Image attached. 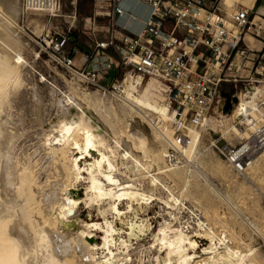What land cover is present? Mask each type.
Segmentation results:
<instances>
[{"label": "bare ground", "instance_id": "obj_1", "mask_svg": "<svg viewBox=\"0 0 264 264\" xmlns=\"http://www.w3.org/2000/svg\"><path fill=\"white\" fill-rule=\"evenodd\" d=\"M6 1H0V264H133L137 250L140 255L154 251L151 264L264 263L258 247L244 250L235 245L233 235L230 237L227 230L218 233L209 223L207 211L185 202L192 198L208 205L212 193L231 200L202 163L189 160L195 153L200 158L202 152L197 150L203 134L213 129L209 127L211 115L220 122L222 111L219 116H207L200 129L192 130L195 139L187 150L189 158L184 156V162L169 165L165 146L157 151L150 149L144 135L131 134L128 121L125 129L119 128L128 114L150 120V112L173 113L174 102L162 79L153 76L146 80L128 72L116 85L118 92H112L114 102L107 94L80 96L76 91L71 93L70 87L51 89L52 109L45 106L44 113L39 91L32 88L36 102L29 126L34 132H30L25 118L9 111L11 96L23 85L20 65L23 48L28 45L20 35L19 23L30 13L24 10L23 0ZM238 2L222 1L227 7L231 3L255 5V13L264 12V0ZM61 6L62 0H56L53 18L61 16ZM114 31L115 26L110 40L98 44L104 49L116 48ZM158 83L168 101L152 102L142 96L144 86L162 93ZM232 102L238 103L235 120L248 121L250 115L264 110V86H247L241 95L231 98ZM54 108L56 118L48 122ZM152 129L160 141L170 143L176 135L175 129L163 128L162 124ZM230 129L223 132L225 137ZM238 135L245 139L250 132ZM254 158L248 171L264 160V149ZM167 178L179 187L169 185ZM146 179L151 187L148 191L137 184ZM199 179L209 190L201 189ZM80 187L84 188L83 196ZM160 187L167 191L164 198L156 195ZM155 200L165 205L162 208L166 213L160 214L162 221L153 229L144 213ZM82 209H96L103 221L84 220ZM250 221L264 235V227ZM149 237L152 243L142 248L140 242ZM200 237L207 240L206 246L200 244ZM139 256L137 261L144 264Z\"/></svg>", "mask_w": 264, "mask_h": 264}, {"label": "built area", "instance_id": "obj_2", "mask_svg": "<svg viewBox=\"0 0 264 264\" xmlns=\"http://www.w3.org/2000/svg\"><path fill=\"white\" fill-rule=\"evenodd\" d=\"M142 1L149 5L150 13L141 33L134 34L118 26V18L129 14L123 0H107V16L115 26L112 40L118 41L113 48L117 68L111 60L99 61L94 69L81 66L72 54L75 48L70 44V33L47 36L49 42H43L57 67L86 88L108 94L118 92L117 78L105 83L106 75L115 69L124 75L129 72L144 78H161L174 102L173 119L162 122L166 128L168 124L176 128L174 140L166 149L167 164L173 165L185 161L181 147L190 144V132L201 128L207 116H219L226 100L223 85L237 88L241 83H264V14L256 15L255 5L243 4L229 13L223 0ZM55 2L23 0V7L30 14L51 15ZM116 27L122 30L120 37L115 35ZM247 36L261 47H252ZM96 48L108 50L98 43ZM96 58L97 53L93 59ZM236 126L241 132L248 130L250 136L235 146H219L224 140L220 135L212 146L233 171L244 175L253 165L255 155L264 149V110L250 115L248 121H237Z\"/></svg>", "mask_w": 264, "mask_h": 264}, {"label": "rangeland", "instance_id": "obj_3", "mask_svg": "<svg viewBox=\"0 0 264 264\" xmlns=\"http://www.w3.org/2000/svg\"><path fill=\"white\" fill-rule=\"evenodd\" d=\"M0 1L7 2L6 0ZM74 1L75 2H73V0H62L60 17L53 18V16L48 13H31L26 15L25 18L20 19L19 24H21L20 26L22 28V30H20V35L22 38H24L23 40L28 42L29 47L28 45L26 47L24 46L25 48H23L22 53L23 60L20 65L23 85L17 93L11 96L9 111L14 113L16 116L21 114L25 118L28 128L32 123L34 102H36L33 97L32 88H37L39 91V96L43 101L42 105L44 103V107L41 106L42 110L44 109V111H42L44 113L46 107L48 110L52 109L50 97L51 89H56L59 91L60 88L67 89V87H70L71 90L70 88L68 90H70L71 93H73L72 91H76L77 93H80V96H83L84 93L88 94L92 92L93 95L107 94L109 96V100H112L113 102L115 100L113 93L108 94L97 89L86 88L78 81L70 78L61 68L57 67V65L52 61L46 52V46L43 41L47 39V36L51 37L54 35L78 33V35L82 36L81 39L83 41H88L91 45H96L98 41L109 39L110 34L106 29L96 30L93 28L94 25L106 26L109 24V17L107 16L108 10L106 8L108 5L107 0H102V5H100V7L97 6V2H99V0ZM235 1L239 3L238 0H234V2ZM225 7L228 9L229 13H232L238 8V5L235 6V4L231 3L229 7L226 5ZM130 12L137 14L136 7L134 6V9ZM259 14H264V12ZM86 25L89 28L87 31ZM85 32L87 33L86 36L83 34ZM119 32H122V30L119 27H116L115 35L117 37H120ZM247 41L252 47H261V44L255 41L253 37L247 36ZM113 43L115 46L118 41L114 40ZM97 51L99 55L97 59L92 58L90 61L92 63V69L97 68L98 62L101 60L108 59L118 62L112 47L108 48V50L97 49ZM37 52L39 53V56L35 54ZM124 74L125 73L122 71H119L117 74H115L114 78L121 80ZM247 75L248 72H245L244 76L246 77ZM153 78L161 80L159 77ZM146 80H149V78H146ZM109 81L110 79H107L105 83H108ZM255 85L264 86V83ZM159 86L163 94L159 92L148 91V89L144 86L142 96L151 100L152 102L167 100L162 86L160 84ZM243 86L247 87V83H241V85H239L237 88L232 84L223 85L222 91L226 99L228 97L229 99H227L222 106L220 122H216L215 118L211 115L209 127L211 129L213 127V129L208 130L203 134L197 150V153L200 151L202 152L199 159L198 157L196 158V153L192 155L191 158H189L187 154V150L190 148L195 139L194 131H191L189 134L188 139L191 140L190 144H186L181 147V152H183L186 159L188 157L189 160L194 161V163H202L205 171L208 173L209 177L212 178V181L218 186L223 194L227 195L231 200H229V202L227 200L225 201L223 198L218 197L215 193H212L210 195L211 199L208 205H205L204 203L199 204L192 198H187L185 202L190 207H193V205L197 206L196 209H201L204 213L207 211L209 213V215L207 214L209 216H207V219L210 224L215 226L214 229L218 233L223 232V230H227V232H229L228 235H231L230 237L234 236L233 240L235 245H240V247L244 250L252 245L256 248L258 247L262 257L264 258V235L258 233L250 221H256L260 227H264V160L259 161L254 169L247 171V174H237L212 146L213 140L218 139L220 135L223 139H225L221 140L219 146H235L238 145L239 142H241V140L244 138V136H242V138L238 135V132H242L236 126L237 121L235 120V113L238 103H231L232 97L241 95L243 92ZM228 103L231 104L230 107H227ZM55 111L56 110L54 108L52 112L48 114L47 117H51H49L50 119L48 122L56 118ZM173 117V113L171 112H168L167 115H160L150 112L149 119L153 122V125H151L152 122L148 119H143L137 115H133L131 117L128 114L126 118L121 119L119 128L121 127L120 129H125V122L128 121L132 129L131 134L137 137H142L144 135L148 140L147 143L150 149L157 151L164 146L166 147L164 148L167 149L169 143L167 141L158 140L156 138L155 131L152 129V126L158 128L162 122H168L169 120L173 119ZM163 128H166L165 125ZM168 128L176 130V128L169 124ZM229 128L231 129L225 137L223 132ZM29 131L34 132V129L31 128L30 130L29 128ZM166 180L169 185H172L173 183L174 186L179 187V185L176 184L173 179L167 178ZM197 182L201 185V189L209 190L208 186L205 185L202 179L197 180ZM137 184L141 185V188L144 190L146 189V191L151 188L147 179L146 181H143V183L140 184V182H138ZM83 193L84 188L80 187V194H82V196ZM156 195L158 197L164 198L167 195V191L163 187H160V189L157 190ZM121 206L125 207V203H123ZM164 206L165 205L161 201L155 200L148 207L147 212L144 213L147 214V216L144 217L149 219V223H151L153 229L157 228L159 221H162L161 215H165L166 213L164 211L166 209L162 208ZM89 211H92L91 215L89 214ZM144 214H142V216ZM98 215L99 213L96 209H82V218L84 220H89V218H92L96 221L99 220L102 222L103 220H100L101 217ZM119 226L122 225L119 224ZM97 236L99 237L100 234L98 233ZM198 240L202 246H206L208 244L207 240H205L203 237L198 238ZM150 242L152 243V239L150 237L148 239L146 238L140 242V246L144 249L145 247L148 248V246H150L149 244H151ZM138 246L139 245H135L134 247ZM137 255H140L138 250L133 255V264H140L139 259L137 261ZM140 256H142L143 262L145 260L144 264H151L150 262L154 256V251L152 253H144Z\"/></svg>", "mask_w": 264, "mask_h": 264}, {"label": "crops", "instance_id": "obj_4", "mask_svg": "<svg viewBox=\"0 0 264 264\" xmlns=\"http://www.w3.org/2000/svg\"><path fill=\"white\" fill-rule=\"evenodd\" d=\"M122 3L127 9V11L129 12V14L118 18L117 20L118 26L124 29H127V31H130L134 34H139V32L142 30L144 22L149 17V13H150L149 5L142 0H123ZM100 5H102V0H99V2H97V6L100 7ZM133 5L136 7L137 14L130 12L134 9ZM93 28H95L96 30L106 29L109 32L110 37H111L112 31L114 29V23L112 20H109L108 25L106 26L94 25ZM88 29L89 28L86 25V31ZM83 34H85V36L87 35L86 32ZM68 37H69L71 46L75 48V52H72L73 56L77 59V61L79 62L81 66H85L86 68L92 69V63L90 61L92 60V58L94 57L96 53H97V57L99 56L96 45H91L88 41L87 42L83 41L81 39L82 36L78 35V33H74V34L71 33L68 35ZM110 37L108 40H101L98 42H108L110 40ZM111 61L114 64V68H117L118 62L114 60H111ZM115 74H117L116 69L110 71L106 75V79H113L115 77Z\"/></svg>", "mask_w": 264, "mask_h": 264}, {"label": "snow or ice", "instance_id": "obj_5", "mask_svg": "<svg viewBox=\"0 0 264 264\" xmlns=\"http://www.w3.org/2000/svg\"><path fill=\"white\" fill-rule=\"evenodd\" d=\"M107 179L111 180V177H108ZM113 183H115V181H113ZM69 203H71V201H69ZM69 211H71V209H69Z\"/></svg>", "mask_w": 264, "mask_h": 264}, {"label": "water", "instance_id": "obj_6", "mask_svg": "<svg viewBox=\"0 0 264 264\" xmlns=\"http://www.w3.org/2000/svg\"><path fill=\"white\" fill-rule=\"evenodd\" d=\"M263 0H259V3L262 2Z\"/></svg>", "mask_w": 264, "mask_h": 264}]
</instances>
